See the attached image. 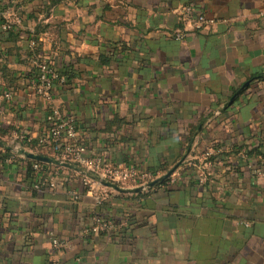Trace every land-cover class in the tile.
Masks as SVG:
<instances>
[{
  "label": "crops",
  "instance_id": "crops-1",
  "mask_svg": "<svg viewBox=\"0 0 264 264\" xmlns=\"http://www.w3.org/2000/svg\"><path fill=\"white\" fill-rule=\"evenodd\" d=\"M50 3L0 0L4 15L20 7L14 30H24L0 38V66L29 73L34 30L48 25L38 57L57 72L55 102L75 119L88 155L139 162L158 176L186 158L169 188L137 198L115 192L96 206L80 172L56 166L30 179L24 156L1 154L0 264H264V176L250 154L264 151V80L226 107L264 74V0ZM200 14L216 21L202 24ZM79 54L87 57L74 67ZM4 89L0 126L13 127L7 143L15 145L17 129L50 132L52 111L24 79L18 90ZM116 117L127 123L104 130ZM184 164L192 168L185 175ZM97 216L120 219L116 231H95ZM58 235L67 242L62 250L53 245Z\"/></svg>",
  "mask_w": 264,
  "mask_h": 264
},
{
  "label": "built area",
  "instance_id": "built-area-1",
  "mask_svg": "<svg viewBox=\"0 0 264 264\" xmlns=\"http://www.w3.org/2000/svg\"><path fill=\"white\" fill-rule=\"evenodd\" d=\"M20 7L10 8L5 13L6 23L5 28L10 26H17L22 22V16L19 13ZM188 11L190 6H187ZM197 21L202 24H210L216 21L215 18H209L204 14H200ZM177 39H183L185 33L181 31L174 32ZM39 66V80H32L29 84L31 92L42 98L47 107L52 110L53 122L48 134L41 135L42 142L49 144L54 152L58 155V159L76 163L85 171H91L97 178L84 175L87 182L90 184V192L94 197L96 206L103 205L111 196L113 189L103 186L101 184L102 178H108L116 183L126 186L147 185L155 180L157 176L146 168L141 167L136 162H120L112 163L105 160L104 156L97 154H87V148L84 144L79 143L78 128L75 119L67 114L66 111L55 102L53 96L54 81L57 78V72L46 63H40ZM7 95L11 96V93ZM14 146L20 148L21 142H29L32 135L26 129L15 130ZM60 167V166H58ZM34 168L40 169V165L35 163ZM254 172L263 177L264 176V161L258 162L254 167ZM83 174L81 171H79ZM54 178V177H53ZM45 181H49L44 179ZM171 182V181H170ZM75 197L80 199L81 195L75 193ZM116 226L112 219H102L99 216L95 219L93 228L95 231H111ZM53 245L56 250H62L67 245L66 240L57 236H53Z\"/></svg>",
  "mask_w": 264,
  "mask_h": 264
},
{
  "label": "trees",
  "instance_id": "trees-1",
  "mask_svg": "<svg viewBox=\"0 0 264 264\" xmlns=\"http://www.w3.org/2000/svg\"><path fill=\"white\" fill-rule=\"evenodd\" d=\"M64 1H66V0H51V3L48 4L49 5L48 7L50 8L52 5H57V4L62 3ZM3 9L4 8L0 6V38L4 37L5 36V32L8 31L9 36H10L9 38L12 39V40H15L20 34H22V31H24V30L23 29L14 30V27L13 26L4 28L5 23H6V18L4 16ZM48 29H49V26L48 25L47 26H44V25L42 26L40 24L34 30L35 32L33 33V35H34L33 36V39L35 41V45L33 47H30V49L27 51V57L34 58L36 60V62H35L36 65L35 66H32V70L29 73H27L25 75L23 74L22 76H18V74H17V72H15V70H13V69H11L9 67H3L2 68V65L0 66V70L3 72L4 77H5V84L0 87V90H1V88L4 87L5 88L4 90H15L16 91L19 88H21L22 79H24V84L26 86H29V84H30V82L32 80H39L38 77L40 75V71H39V66L37 65V63L38 64H40V63L49 64V62L43 60L41 57H38L39 56V51L42 50V43H40L41 41H40V38H39V34L42 33V32H46ZM1 46H2V43H0V51H1ZM77 57L79 59V62H74L73 61L71 63L74 67H75V65H77V63L82 62V59L83 58H86L87 56L82 55V54H79ZM0 58H2L1 57V52H0ZM104 60H105V58H104ZM68 76L71 77L72 76V73L69 72L68 73ZM240 88L241 87H239L236 90V92H238V90ZM236 92H234V94ZM1 93L2 92L0 91V94ZM223 103L224 102H222V101H218L217 106H220ZM126 123H127V121H125L124 118H120V117L117 118L116 117V118H114L112 120H109L107 122V126L104 128V130H106V131H112L113 129L114 130L121 129L122 126H124ZM11 128L13 129L12 126L10 128L8 127L7 129L4 128L3 126H0V138L3 139L4 141H8V139L5 138V135H8V134L10 135L11 134V131H12ZM41 139H42L41 138V135L40 136H37V137H34L32 135L31 141H29V142L22 141L21 142V146L22 147H29L34 152H36V153H38V154H40L42 156H45V157L58 158V155L54 152L53 148L49 144H46V143L42 142ZM1 154H3V157L4 158H7V157L19 158V157H21L19 154L15 153V152H12L11 150H8V149H6V148H4L2 146H0V155ZM250 154H251V156H253V158L256 157L258 162L264 161V151H262L261 146L258 147V148L252 149L251 152H250ZM24 159H25L26 162H28L27 174L30 177V179L36 178V176H39L40 178L42 176L45 177L50 172L53 171L52 168H56V165L54 166L53 164H49V163H44V162H41V161L33 160V159L27 158L25 156H24ZM35 163H38L40 165V169L39 170H36L34 168ZM138 164L141 167L145 168L142 163H139L138 162ZM74 166H75L74 168L60 167L59 169L60 170H64V171H68V172H71V173L72 172H79V171H81L83 173L82 176L88 175L90 177L97 178L93 172H91V171H85L78 164L74 163ZM174 166L175 165H167V164H165L164 166H162L161 167V170L164 171V172H161L160 176H158V174H156L155 172H153V171L152 172L157 176V178H159V177L165 175L167 172H169ZM191 171H192V168L189 167V166H186L185 164L182 166V169L180 170V172L183 175L188 174ZM38 174H40V175H38ZM170 179H171V176L168 177L163 182H160L159 184H156L155 186L150 187L147 192H139V193H135L133 195L123 194V193H118V192H116V193H118L117 195L120 196V197L127 196V197H134V198L141 197V196H145V195H149L155 189H158V188H161V187L164 188L165 186L169 188L168 182H170ZM79 186L80 187L83 186L82 185V182H80ZM106 204H104L103 206H105ZM123 213L124 212H122V215L125 214V213L124 214ZM104 216L105 215H103V217ZM124 216L126 217V215H124ZM101 217H102V215H101ZM112 219H113V221L115 222L116 225L119 223V220L120 219L119 220H116L114 218V216L112 217ZM75 223H74V226H75ZM115 231L116 230L113 229L111 231H101V232L108 233V232H115ZM58 237L61 238L60 235H58ZM72 237H73V232H72Z\"/></svg>",
  "mask_w": 264,
  "mask_h": 264
},
{
  "label": "water",
  "instance_id": "water-1",
  "mask_svg": "<svg viewBox=\"0 0 264 264\" xmlns=\"http://www.w3.org/2000/svg\"><path fill=\"white\" fill-rule=\"evenodd\" d=\"M256 80H264V74L262 75H258L255 76L254 78H251L250 80L246 81L241 88L238 90V92H236L234 94V96H232V98L229 100V102L226 104V107L231 105L237 98L238 96L245 91L254 81ZM0 146L11 150L12 152H15L19 155L25 156L27 158L33 159V160H37V161H41L44 163H49V164H53L56 166H60V167H67V168H74V164L69 163V162H65L62 161L58 158H53V157H45L42 156L30 149H27L25 147H20V148H16L15 146L7 143L6 141H4L3 139L0 138ZM186 158V157H185ZM185 158H183L182 160H180L169 172H167L165 175L151 181L149 184L147 185H138V186H126V185H121L119 183H116L112 180H109L108 178H102L101 184L103 186L109 187L111 189H113L114 191L118 192V193H125V194H135V193H139L142 191L147 190L150 187L155 186L156 184H159L160 182H163L164 180H166L168 177H170L184 162Z\"/></svg>",
  "mask_w": 264,
  "mask_h": 264
},
{
  "label": "rangeland",
  "instance_id": "rangeland-1",
  "mask_svg": "<svg viewBox=\"0 0 264 264\" xmlns=\"http://www.w3.org/2000/svg\"><path fill=\"white\" fill-rule=\"evenodd\" d=\"M10 143V142H9Z\"/></svg>",
  "mask_w": 264,
  "mask_h": 264
}]
</instances>
